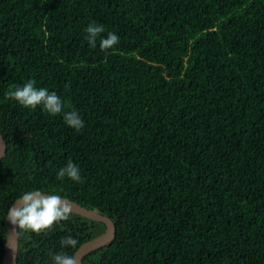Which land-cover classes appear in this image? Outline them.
Returning <instances> with one entry per match:
<instances>
[{
    "label": "trees",
    "instance_id": "obj_1",
    "mask_svg": "<svg viewBox=\"0 0 264 264\" xmlns=\"http://www.w3.org/2000/svg\"><path fill=\"white\" fill-rule=\"evenodd\" d=\"M91 23L118 43L91 47ZM28 81L84 126L6 95ZM0 133V264L4 214L33 188L113 219L84 264H264V0H0ZM68 162L81 182L57 178ZM105 230L72 212L20 232L17 264Z\"/></svg>",
    "mask_w": 264,
    "mask_h": 264
},
{
    "label": "clouds",
    "instance_id": "obj_2",
    "mask_svg": "<svg viewBox=\"0 0 264 264\" xmlns=\"http://www.w3.org/2000/svg\"><path fill=\"white\" fill-rule=\"evenodd\" d=\"M86 39L93 48L97 46V38L100 37L99 48L107 50L118 43L119 37L109 32L106 37L100 34L103 26L91 23L86 27ZM10 99L28 109H36L38 106L49 115L63 113L66 124L79 131L84 126V121L75 111L64 112V102L54 91L47 88L36 87L32 81L20 86L14 85L6 94ZM69 178L74 182H81L82 177L79 166L68 162L57 172L58 179ZM53 189L42 190L33 188L21 192L19 199L8 207L4 214V221L10 222L18 232L40 233L51 228L54 223L68 220L73 212L72 205L59 194H53ZM117 227V226H116ZM117 230V229H116ZM78 240L71 235L61 239L62 248L75 249ZM9 246L15 251V245L10 241ZM49 264H77L75 256L67 252L53 254Z\"/></svg>",
    "mask_w": 264,
    "mask_h": 264
},
{
    "label": "water",
    "instance_id": "obj_3",
    "mask_svg": "<svg viewBox=\"0 0 264 264\" xmlns=\"http://www.w3.org/2000/svg\"><path fill=\"white\" fill-rule=\"evenodd\" d=\"M6 151H7V140L0 133V158H2L5 155ZM62 197L72 205L73 213L82 215L90 219L101 221L106 224V230L102 234L82 243L74 253V256L77 260V264H84L83 258L85 257L86 254L93 251L94 249L109 244L115 238L117 227L111 217L101 213L99 210L88 208L75 200L69 199L64 196ZM15 201L12 203V205L15 203ZM19 240H20V232L16 230V227L14 225H12L10 222H7L5 254L3 256V264H17L18 252H19ZM10 241L15 245V251L13 250V248L9 246Z\"/></svg>",
    "mask_w": 264,
    "mask_h": 264
}]
</instances>
